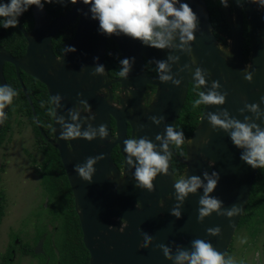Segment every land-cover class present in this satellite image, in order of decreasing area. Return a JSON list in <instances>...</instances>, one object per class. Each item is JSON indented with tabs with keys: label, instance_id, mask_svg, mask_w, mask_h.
Instances as JSON below:
<instances>
[{
	"label": "water",
	"instance_id": "water-1",
	"mask_svg": "<svg viewBox=\"0 0 264 264\" xmlns=\"http://www.w3.org/2000/svg\"><path fill=\"white\" fill-rule=\"evenodd\" d=\"M180 2L188 3L197 15L194 40L184 49L176 46L180 44L178 36L172 47L156 49L123 34H100L98 21L91 18L90 6L82 0H77L64 15L54 19L44 5L42 8L30 6L34 20L31 30L27 32L22 26L24 13L17 24L26 40L22 57H14L0 46V84L6 83L4 64L13 65L41 134L44 135L19 72L43 84L49 98L57 93L62 96L52 120L53 137L48 142L60 155L72 191L83 244L89 253L88 264H175L174 260L164 256L159 246H167L175 257L178 249L191 251L192 241L198 238L209 241L218 252L226 255L247 207L259 168L253 169L240 159L243 149L233 145L229 132L218 127L214 130L207 114L222 113L226 109L230 118L244 122L248 117L249 122L264 128V118L257 119L256 114L245 108L246 103H255L264 111V103H261V97H264V13L255 3L238 5L236 0H229L228 6L220 4L230 30L227 44L222 45L214 36L205 0ZM75 19L78 20L75 33L57 57L52 40ZM245 29L250 46L247 60L244 58ZM108 40L115 43L121 59L134 58V62L130 60L127 78H109L105 66ZM68 46L74 47L75 51H67ZM145 61L154 66L155 75H148ZM157 61L168 63L169 74L174 80L181 81L180 85L159 79ZM97 64H102L105 71L94 76ZM197 67L206 71V84L201 90L206 92L212 81H218L220 88L217 90L227 93L225 103L203 106L195 130L186 138L183 159L175 154L171 144L169 151L185 165V178L196 175L203 181L205 172L218 174L217 186L209 195L222 201L220 213L233 205L239 206L241 212L234 217L212 212L203 220L198 219L199 199L203 195V188H200L196 193H189L180 204L181 215L177 218L171 214L180 203L176 200L171 159L168 171L154 178L153 188L141 189L135 186L133 176L135 158L134 164L128 165L127 154L123 151L128 129L129 138H147L159 147L160 141L155 137L163 136L168 125L176 127L189 85L195 83L193 73ZM245 70L252 75L250 82L245 79ZM115 83L120 88L116 99L111 88ZM147 86L154 87V92L145 102ZM81 100L87 103L88 111L84 110ZM8 106L4 109L6 113ZM72 109L79 110L76 123L81 125L82 132L89 126L98 129L104 124L107 135L103 138L97 135L91 141L83 136L60 140L62 127L56 122L57 118L62 116L66 123H74L69 116ZM153 116L164 119L156 124L151 119ZM112 120L114 135L111 134ZM116 146L123 158L121 169L111 157ZM98 156L103 158L93 165L95 171L91 180L80 178L74 166L85 163L88 157ZM215 227H219L221 233L209 235L207 229ZM142 234L152 237L146 248L142 247ZM42 245L43 240H40L35 253L41 252Z\"/></svg>",
	"mask_w": 264,
	"mask_h": 264
},
{
	"label": "clouds",
	"instance_id": "clouds-1",
	"mask_svg": "<svg viewBox=\"0 0 264 264\" xmlns=\"http://www.w3.org/2000/svg\"><path fill=\"white\" fill-rule=\"evenodd\" d=\"M51 2V0H46ZM238 5L242 3H255L257 7L264 10V0H236ZM72 4L77 0H71ZM82 3L89 5L91 18L98 21L99 33L103 35H120L123 34L134 40L140 41L143 45H147L156 49H165L173 46V41L177 38L180 41L177 47L184 49L189 42L194 40V30L197 27V15L186 2L180 0H82ZM179 3V7L176 5ZM222 6H228L229 0H219ZM35 5L39 8L43 7L42 0H0V27L4 29L15 28L19 23L18 18L29 7ZM171 18V19H170ZM67 51L74 52L75 48L68 46ZM188 51L191 49L188 48ZM98 59V58H97ZM169 59H174L169 57ZM130 60L134 62V58H123L119 61L121 67L116 73L121 78H127L131 70ZM159 70V79L163 82L172 81L176 85H180L181 81L174 80L169 74V65L165 61H157ZM105 68L102 64H97L93 75L103 74ZM245 79L252 80V75L245 70ZM206 71L197 67L193 73V90L197 94V98L192 101V108L195 110L204 105H223L226 99V92H220L218 81H212L207 91H202L201 86L206 84ZM151 89V88H150ZM18 95L16 89L5 83L0 84V124L7 119V113L4 109L12 104L13 98ZM62 96L57 93L51 96L47 101L49 115L55 116V108L60 106ZM84 110L88 111V105L84 100L80 101ZM261 103H264V97H261ZM44 106V102L41 103ZM245 108L256 114L257 119L264 118L258 104H245ZM243 111V110H241ZM70 119L74 123H66L61 116L57 121L62 130L59 139L68 141L83 136L86 140H93L99 135L101 138L107 135L106 125L101 124L99 128L89 126L88 130L81 131V125L76 123L79 117V110H69ZM154 123L159 124L164 117L153 116L151 118ZM207 120L215 130L217 127L229 132L230 139L235 147L243 149L240 159L253 169L264 168V128L257 123L249 122V118L245 117L244 122L235 118H230L228 111L225 109L222 113L209 112ZM160 141L159 147L147 138L131 137L124 140L123 151L127 154V164L133 165V157L135 158V172L133 174L136 187L151 190L153 188V180L160 173L168 171L169 160L172 152L169 151L171 144L175 148H182L186 142L183 130H177L173 125L165 128L163 136L155 137ZM189 142V141H187ZM102 156L88 157L85 163L74 166V171L85 181H90L95 171L93 165ZM204 180L200 176H190L185 178L184 175H178L174 189L176 200L179 201L172 209L171 214L180 217V204L184 201L189 193H196L198 189L203 188V195L199 199L198 219L203 220L204 217L210 216L212 212L234 217L239 215L241 208L237 205L224 213L219 210L222 201L210 196L218 183V174L213 172L209 175L207 172L203 174ZM206 181V183L204 182ZM207 233L211 236H218L221 233L219 227L207 229ZM143 235L142 247H148L152 237L148 234ZM243 242V241H242ZM164 256L169 260H174L175 264H236V261L230 256L218 252L212 244L204 239H195L192 241L191 251L178 249L175 257L171 255V250L165 246H159Z\"/></svg>",
	"mask_w": 264,
	"mask_h": 264
},
{
	"label": "trees",
	"instance_id": "trees-1",
	"mask_svg": "<svg viewBox=\"0 0 264 264\" xmlns=\"http://www.w3.org/2000/svg\"><path fill=\"white\" fill-rule=\"evenodd\" d=\"M205 2L209 11L210 22L213 27L214 36L222 45H226L228 39L230 38V30L224 18L219 0H205ZM42 3L47 13L51 17L62 15L73 5L71 3V0H51V2L42 0ZM262 11L264 13V10ZM32 25L33 18L31 9L29 7L28 11L24 12L22 16V26L26 31H29ZM74 31L75 24L69 25L53 38L52 46L56 54L60 55L63 48L70 41ZM244 36V58L245 60H247L250 52V46L246 29ZM0 46L9 51L14 57H22L25 53L26 41L17 26L15 28L8 29L0 27ZM120 60L121 57L115 43L111 40H108L105 55V66L107 72L111 77H118L116 73L121 67L119 63ZM145 68L148 74L156 73L154 66L148 61H145ZM3 74L6 83L16 89L18 95L13 98L12 104L8 106L7 119L2 123V127L0 129V147L6 139V133L9 129L13 114L16 112L20 113L21 116L28 117L29 124L33 128L32 131L35 136V142L38 145L39 151L43 155V160L39 165L41 167L40 174L44 179L43 182L47 185L49 191H51L50 193L52 194L54 201L58 204V206L61 207L60 214L62 219L60 220L58 229L54 232V235L58 237V240H54V242H52V238L49 239L50 242H48V245L50 244V250L48 247L46 254L49 255V258H53L52 260L55 259L54 264H88L89 253L85 249L82 241V232L80 229L79 221L77 219V215L74 210L72 191L69 186L65 170L61 164L58 151L47 141H45L44 137H42L38 127L36 126L33 119L31 107L22 91L13 65L5 63L3 66ZM20 77L31 100L32 106L35 109L39 125L41 126L42 130L48 135L47 127L51 123V115H49L48 113L47 101L50 98L46 92V89L40 82L23 72H20ZM151 90L154 91V87H151ZM196 98L197 94L193 90V85H190L185 104L176 122L177 130L182 129L185 138H189L192 135L203 111V106L195 110L192 108V101ZM42 102H44L43 107L41 106ZM111 129L112 131L114 130L113 123L111 125ZM112 151V157L120 167L123 163V158L120 154L119 148L115 147ZM173 151L180 159H183L185 154L184 145L182 146V148L173 147ZM171 165L175 177H177L178 175H183L185 171V165L179 159L172 156ZM5 214L6 197L3 190L0 189V225ZM263 221L264 168H259L252 185L247 207L240 218L236 232L241 228L247 229V233L254 239L255 235L260 230H262L261 225ZM43 233H46V231L42 230L38 233L37 237L34 236V244L40 237L43 236ZM44 244L46 245V239ZM232 245L233 244L231 243L229 249L227 250L226 258L231 251ZM14 246L16 245L12 244V249H15ZM10 254L11 250L5 257L7 259H5L3 262L9 260L8 258ZM23 254L35 256L32 247L29 250H24Z\"/></svg>",
	"mask_w": 264,
	"mask_h": 264
},
{
	"label": "rangeland",
	"instance_id": "rangeland-1",
	"mask_svg": "<svg viewBox=\"0 0 264 264\" xmlns=\"http://www.w3.org/2000/svg\"><path fill=\"white\" fill-rule=\"evenodd\" d=\"M42 160L32 126L26 116L15 112L0 147V189L6 197V214L0 225V264H54L55 259L49 258L46 251L48 247L50 250V237L52 242L58 240L54 232L60 225V217L55 220V215L42 206L47 194L41 187L44 179L39 165ZM57 211L55 208L54 212ZM261 227L254 239L244 228L235 233L228 256L236 264H264V221ZM42 230L46 231L43 233L46 245L41 247L43 253L39 251L34 257L19 253L28 250V243L32 246L34 236L37 237ZM12 244L16 245L18 255L10 254V260L3 262Z\"/></svg>",
	"mask_w": 264,
	"mask_h": 264
},
{
	"label": "flooded vegetation",
	"instance_id": "flooded-vegetation-1",
	"mask_svg": "<svg viewBox=\"0 0 264 264\" xmlns=\"http://www.w3.org/2000/svg\"><path fill=\"white\" fill-rule=\"evenodd\" d=\"M71 9V8H70ZM67 12V11H66ZM66 12H64L62 15H64ZM32 13V12H31ZM62 15H59V16H62ZM23 16V15H22ZM50 16V15H49ZM59 16H56V17H59ZM51 17V16H50ZM56 17H51L52 19H54V18H56ZM32 18H33V15H32ZM77 23H78V20L77 19H75V21L72 23V24H69V25H73V24H75V30H76V27H77ZM33 24H34V20H33ZM69 25H67L66 27H68ZM32 27H33V25H32ZM31 27V28H32ZM65 27V28H66ZM24 28V27H23ZM65 28H63L62 30H64ZM31 30V29H30ZM29 30V31H30ZM61 30V31H62ZM29 31H27V32H29ZM74 33H75V31H74ZM74 33H73V35H74ZM73 35H72V37H73ZM71 37V38H72ZM71 40V39H70ZM26 41V40H25ZM68 44V43H67ZM66 44V45H67ZM5 49V48H4ZM52 49H53V46H52ZM64 49V48H63ZM25 51H26V49H25ZM9 52V51H8ZM53 52H54V50H53ZM62 52V51H61ZM10 53V52H9ZM11 54V53H10ZM25 54V53H24ZM54 54L57 56V57H60V55H61V53H60V55H58V54H56L55 52H54ZM20 58V57H19ZM21 72V71H20ZM20 72H19V74H20ZM15 73H16V71H15ZM109 74V73H108ZM156 73H149L148 75L149 76H151V75H155ZM16 77H17V75H16ZM21 78V77H20ZM109 78L110 79H116V78H119V76L118 77H111L110 75H109ZM43 85V84H42ZM112 87V92H113V95H114V98L116 99L117 97H118V94L120 93L119 92V85L117 84V83H115V84H112L111 85ZM190 86V85H189ZM45 87V86H44ZM152 86H147V92H146V94H145V96H144V98L147 100V101H145V102H148L149 101V99L151 98V95L153 94V92L154 91H152L150 88H151ZM45 89H46V87H45ZM46 92H47V90H46ZM48 94V93H47ZM27 118V120H28V117H26ZM48 118H49V116H48ZM50 118H51V123H50V125L47 127V133H48V135L43 131V133H44V135L43 134H41L42 135V137H44V139H45V141H47L48 142V139H52V137H53V134H52V120H53V115H51L50 116ZM112 123H113V125H114V130L112 131V129H111V134L112 135H114V132H115V124H114V121L112 120L111 121V125H112ZM41 127V126H40ZM33 129V128H32ZM42 129V128H41ZM129 132H130V129H128V138H129ZM49 143V142H48ZM50 144V143H49ZM51 145V144H50ZM52 146V145H51ZM53 147V146H52ZM117 147V146H116ZM113 152V151H112ZM59 154V153H58ZM59 157H60V155H59ZM111 157H112V154H111ZM112 160L114 161V163L118 166V164L115 162V160H114V158L112 157ZM119 167V166H118ZM121 167H122V165L119 167L120 169H121ZM177 177H175V179H176ZM44 184V185H43ZM41 187L47 192V194H46V196L44 197V203L42 204V206H43V208L44 209H47V211H49L50 213H52V215H55L54 216V219L56 220V219H58V217H60V220L62 219V217H61V214H60V206H58V204L54 201V198L52 197V194L50 193L51 191H49V189H48V187H47V185L44 183V182H42V185H41ZM43 190V191H44ZM73 196V195H72ZM49 201V202H48ZM50 201H52L51 202V204L53 203V205H51L50 204ZM73 201H74V199H73ZM74 203V202H73ZM55 208H57L58 209V211L57 212H54V209ZM74 210H75V207H74ZM75 213H76V211H75ZM77 215V214H76ZM77 219H78V216H77ZM79 221V220H78ZM80 225V224H79ZM81 229V228H80ZM49 234V233H48ZM50 238H52V237H50ZM45 239H46V235L45 234H43V236L42 237H40L36 242H35V244H33L32 246L28 243V245L30 246V247H28V250L32 247V249H33V253H34V255L36 254L37 255V253H35V249L37 248V244H38V242L40 241V240H43V246H44V243H45ZM82 241H83V239H82ZM24 251V250H23ZM23 251H19V253H23ZM43 253V248H42V252H41V254ZM45 254V253H44ZM11 255H14V256H16V255H18L17 253H16V250L15 249H11ZM34 257V256H33ZM9 260H10V258H8Z\"/></svg>",
	"mask_w": 264,
	"mask_h": 264
}]
</instances>
